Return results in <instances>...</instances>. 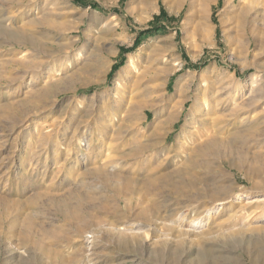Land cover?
I'll return each instance as SVG.
<instances>
[{"label":"rangeland","instance_id":"obj_1","mask_svg":"<svg viewBox=\"0 0 264 264\" xmlns=\"http://www.w3.org/2000/svg\"><path fill=\"white\" fill-rule=\"evenodd\" d=\"M263 257L264 0H0V264Z\"/></svg>","mask_w":264,"mask_h":264},{"label":"bare ground","instance_id":"obj_2","mask_svg":"<svg viewBox=\"0 0 264 264\" xmlns=\"http://www.w3.org/2000/svg\"><path fill=\"white\" fill-rule=\"evenodd\" d=\"M12 18V17H11ZM10 21V19H5L4 20V25H6L7 27H8V25H9V22ZM10 27V26H9ZM44 38H47V37H45V35L43 36ZM5 42V41H4ZM209 138V137H208ZM213 138V139H212ZM210 139H212V140H210ZM209 142H210V144H211V152L210 153H212L213 152V154H214V159L215 158H217L219 161H220V163L218 164V169L216 170V173L214 172V174H216V175H218L217 177H220L221 178V180H217L216 181V183H214V188H215V190H217V191H215V193H211L210 195H211V201L212 202H214V201H216V200H218V199H220L219 197H220V194L221 193H223L224 191H227L228 189H227V187L223 184L224 182H222L225 178H228L227 177V173H226V171L224 170V164H226L225 162L226 161H224V160H221V158L219 157V154L217 155L218 157H215L216 156V153H218L219 151H221V149H222V144L220 143V140H218V139H216V137L215 136H212L211 138H209ZM225 144V143H224ZM225 146H227L228 148H230V149H232L234 146H233V144H231V141L229 140V142L228 143H226L225 144ZM210 153H206L205 154V156H204V161L205 162H208V161H210ZM212 154V155H213ZM221 155V154H220ZM169 158V157H168ZM229 158V157H228ZM231 158V157H230ZM191 159V158H190ZM189 160V159H188ZM216 160V159H215ZM227 160V159H226ZM238 160H234V161H231V162H228L227 164L230 166V168H235V169H242V167H244V164H242V162H241V160H240V162H238ZM209 164V163H208ZM208 164H207V166H208ZM191 166H193V165H191ZM185 167V166H184ZM183 170V169H182ZM214 171V170H213ZM187 173V172H186ZM191 174V173H190ZM247 177V176H246ZM214 178V177H213ZM179 179H180V177H179ZM189 181V180H188ZM176 182V181H175ZM214 182V181H213ZM179 183V182H178ZM181 183V182H180ZM188 183V182H187ZM183 184V183H182ZM182 186V185H181ZM231 188V187H230ZM235 191V190H234ZM233 191V192H234ZM238 191V190H237ZM176 192V191H175ZM177 194H176V197L174 198L176 201H183V200H186V201H190V197L187 195V192L185 191V189L184 188H182V187H180L178 190H177V192H176ZM210 198V197H209ZM224 201V200H223ZM253 202H256V201H253ZM221 226H223V225H220V227ZM216 228V227H215ZM261 229V228H260ZM221 230V229H220ZM219 231V230H218ZM217 231V232H218ZM241 231V230H240ZM263 231V230H262ZM230 233V232H229ZM245 233H246V231H245ZM222 234V233H221ZM220 234V235H221ZM243 234V232H236L235 234H233L234 236H239V235H242ZM206 235V234H205ZM215 235H216V233H215ZM224 235V234H223ZM226 235V234H225ZM215 237V236H214ZM222 237V236H221ZM204 238V237H203ZM232 238V237H231ZM234 238V237H233ZM202 239V238H201ZM205 239V238H204ZM204 239H202V240H204ZM220 239V238H219ZM218 239V240H219ZM228 239V238H227ZM207 240V239H206ZM209 241V240H208ZM234 241V240H233ZM200 242V241H199ZM202 242V241H201ZM205 242V241H204ZM203 242V243H204ZM235 242V241H234ZM236 243V242H235ZM185 244V243H184ZM200 244V243H199ZM239 244V243H238ZM181 245H182V243H181ZM202 248H203V246H202ZM203 250V249H202ZM259 251V250H258ZM207 252H209L208 250H207ZM256 252V251H255ZM252 253V252H251ZM251 253H250V255H251ZM206 254V253H205ZM259 255H260V253H259ZM252 256V255H251ZM261 256V255H260ZM257 257V256H256ZM259 257V256H258ZM261 258V257H260ZM264 258V257H263ZM226 260V259H225ZM252 260H254V259H252ZM251 260V261H252ZM256 260V259H255ZM260 260V259H259ZM263 261V260H262ZM256 262V261H255ZM258 262H256V264H257Z\"/></svg>","mask_w":264,"mask_h":264},{"label":"trees","instance_id":"obj_3","mask_svg":"<svg viewBox=\"0 0 264 264\" xmlns=\"http://www.w3.org/2000/svg\"><path fill=\"white\" fill-rule=\"evenodd\" d=\"M145 34H150L151 32L147 31V32H144ZM132 50V49H131Z\"/></svg>","mask_w":264,"mask_h":264}]
</instances>
